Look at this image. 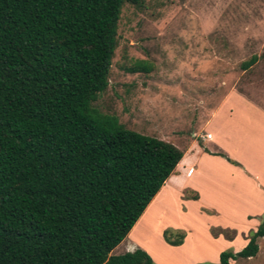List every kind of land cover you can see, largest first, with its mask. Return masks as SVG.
I'll use <instances>...</instances> for the list:
<instances>
[{"label": "trees", "instance_id": "1", "mask_svg": "<svg viewBox=\"0 0 264 264\" xmlns=\"http://www.w3.org/2000/svg\"><path fill=\"white\" fill-rule=\"evenodd\" d=\"M139 2L0 0V264H156L139 247L111 251L183 153L93 105L109 84L121 8ZM263 236L264 214L214 264L255 256ZM163 238L179 245L184 233Z\"/></svg>", "mask_w": 264, "mask_h": 264}, {"label": "rangeland", "instance_id": "2", "mask_svg": "<svg viewBox=\"0 0 264 264\" xmlns=\"http://www.w3.org/2000/svg\"><path fill=\"white\" fill-rule=\"evenodd\" d=\"M252 55H258V61L242 69V62ZM137 60L146 61L151 70L127 71ZM108 78L107 88L93 102L99 110L114 114L128 129L179 149L189 145L193 132L202 141L200 136L215 125L206 123L210 111L227 90L234 88L264 107V0L125 3ZM195 147L202 150L203 144ZM223 176L215 172L219 181ZM177 191L172 182H165L111 253L139 247L156 264H214L222 251L244 247L242 235L228 243L236 230L226 221L201 214L195 203H185V198L193 199L188 188L182 190L183 197ZM234 223L243 232L250 226L242 219ZM165 229L182 231L183 242L168 244ZM257 243L255 256L237 257L230 264H264V238Z\"/></svg>", "mask_w": 264, "mask_h": 264}, {"label": "crops", "instance_id": "3", "mask_svg": "<svg viewBox=\"0 0 264 264\" xmlns=\"http://www.w3.org/2000/svg\"><path fill=\"white\" fill-rule=\"evenodd\" d=\"M206 123L215 125L204 131L202 141L192 133L193 138L180 149L183 155L165 182H172L180 197L184 188L190 195L197 193V199L185 198V203H195L201 214L226 221V226L236 230L228 243L242 235L245 246L248 231L256 230L264 214V107L233 88L210 111ZM206 133L211 138H205ZM208 140L210 145L206 144ZM199 143L203 144L202 150L194 149ZM218 170L224 174L221 181L215 178ZM236 219L250 222L247 232L237 229Z\"/></svg>", "mask_w": 264, "mask_h": 264}, {"label": "built area", "instance_id": "4", "mask_svg": "<svg viewBox=\"0 0 264 264\" xmlns=\"http://www.w3.org/2000/svg\"><path fill=\"white\" fill-rule=\"evenodd\" d=\"M204 137H205V138H211V134L206 133V134L204 135Z\"/></svg>", "mask_w": 264, "mask_h": 264}]
</instances>
